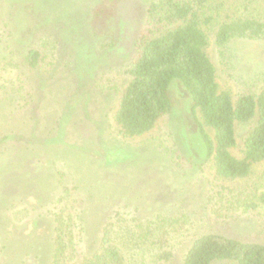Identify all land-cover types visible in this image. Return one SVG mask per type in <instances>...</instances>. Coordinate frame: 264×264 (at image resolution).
Listing matches in <instances>:
<instances>
[{
    "label": "rangeland",
    "instance_id": "rangeland-1",
    "mask_svg": "<svg viewBox=\"0 0 264 264\" xmlns=\"http://www.w3.org/2000/svg\"><path fill=\"white\" fill-rule=\"evenodd\" d=\"M104 1L0 0V264H49L57 212L79 215L76 264L100 248L104 231L123 264H181L205 234L264 243V209L222 206L211 161L192 152L190 99L179 82L150 134H116L122 71L155 0H109L108 18L97 12ZM32 48L46 55L37 69L24 63ZM208 55L221 90L264 89V40H232L220 57L210 39ZM250 130L236 128L234 157H243ZM263 170L264 162L253 168ZM157 219L156 246L152 237L121 243L122 231H146Z\"/></svg>",
    "mask_w": 264,
    "mask_h": 264
},
{
    "label": "trees",
    "instance_id": "trees-1",
    "mask_svg": "<svg viewBox=\"0 0 264 264\" xmlns=\"http://www.w3.org/2000/svg\"><path fill=\"white\" fill-rule=\"evenodd\" d=\"M97 12L104 18L113 17L115 6L105 0ZM210 39L220 57L232 40H264V0L150 3L132 56L122 71L127 85L119 95L113 120L115 132L122 139L150 134L171 112L168 88L172 81L179 82L190 99L195 137L192 152L202 162L211 161L214 180L220 183L216 192L219 203L229 210L264 209V170L253 171L264 162V89L258 93L243 90L235 96L221 90L208 55ZM45 60L39 48L29 49L24 56L30 69L39 68ZM3 69L0 65V79ZM241 126H251V130L243 141V157L238 159L231 150L237 147L236 128ZM239 182L240 186H233ZM53 217L49 264H76L74 238L79 222L75 220L79 215L74 219L70 213L57 212ZM163 223L164 219H157L147 225L146 231L136 234L127 228L119 236L121 243L132 245L135 241L136 245L152 237L151 244L156 246L157 238L162 236L160 230L164 231ZM108 236L104 231L100 248L80 264H123L121 251ZM169 255L164 252L158 258L166 260ZM218 263L264 264V243L205 234L193 240L181 264Z\"/></svg>",
    "mask_w": 264,
    "mask_h": 264
}]
</instances>
